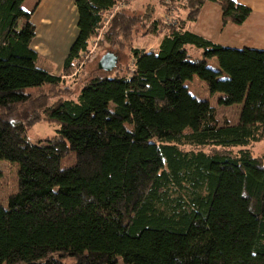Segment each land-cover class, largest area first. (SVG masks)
I'll use <instances>...</instances> for the list:
<instances>
[{"label": "trees", "instance_id": "trees-1", "mask_svg": "<svg viewBox=\"0 0 264 264\" xmlns=\"http://www.w3.org/2000/svg\"><path fill=\"white\" fill-rule=\"evenodd\" d=\"M119 1L75 0L78 34L54 75L37 65L34 12L0 0V160L19 166L0 205V264H264V155L252 147L264 141V49L188 27L207 1L224 24L252 9L172 0L168 25L152 4L142 18L118 12L101 41L122 43L140 23L158 48L132 43V68L89 76L90 41ZM196 76L219 105H242L237 120L191 91ZM41 121L60 128L32 142Z\"/></svg>", "mask_w": 264, "mask_h": 264}, {"label": "rangeland", "instance_id": "rangeland-1", "mask_svg": "<svg viewBox=\"0 0 264 264\" xmlns=\"http://www.w3.org/2000/svg\"><path fill=\"white\" fill-rule=\"evenodd\" d=\"M151 4L155 6L153 18L156 17L163 19L167 22L166 25L174 23L176 21L177 16L175 11H177L178 4L173 3L172 0H120L116 4V6H114V8L106 14L104 18L103 27L99 31L98 35L90 41L91 50H95V52L93 53L91 60L87 63L86 66V73H88L89 76H91L90 74H92L93 76L95 72H98L104 76L115 77L118 71H120V73H123L125 71L126 66H130V68H132L134 61L131 58L129 52L130 45H132V43L136 47H145L148 50L154 49L157 46L159 39L151 34L144 35L147 32V28L141 26L140 23L136 25V27L132 30L129 36L127 35L126 38L121 40L122 43L111 44L104 43L103 41H101L104 29L109 24L115 14H117L118 12H123L127 17L140 16V18H142V16L145 15V12L149 10ZM166 6L170 7V10L168 12L166 10ZM42 10L43 12L47 13L46 16L50 20L49 23L40 24L41 18H43ZM75 13L77 16V8L74 3L65 2L62 4L61 2H59L58 4H50L48 8L47 6H43L35 14L33 20L35 21V24L37 26L36 33H38L39 39L41 38L42 41H44V44L49 45V47H52L53 45L47 42L48 38H50L51 36H48L46 34V32H48L47 30L50 29L52 31L51 35H53V41H56L54 43L57 47V49H54L56 51V59L54 58L53 60L51 57L49 58L46 55L47 57L44 58H49L50 61L48 62L42 58L38 59L37 65L39 67L54 71H57L60 68L63 60L65 59L69 51V48L71 47L73 41L75 40L78 34L77 21L76 25L72 21V18L74 17ZM53 29H55V31H53ZM217 35L218 34L214 35L215 39ZM191 50L196 58L202 57L201 49L192 48ZM108 52L117 55L118 61L116 65H121V69H108V63L105 60L103 64L100 65V59ZM207 62L210 67L218 70L220 69V65L216 58H209ZM98 66H102L105 70H100ZM191 83V91L199 99L210 100V102L214 106L218 107L222 115L226 114L230 117L229 119L231 120L238 119L242 106L241 104H235L232 106L219 105L217 97L221 96V94H217L214 97L210 95L206 82L196 76L194 78V81ZM59 128L60 126L56 123L41 121L34 124L28 129V138L32 142H36L39 139L52 137L57 134V130ZM252 147H254L253 151L255 155H264V141L258 142ZM185 148L189 149L190 147L185 146ZM208 149L209 147H206V150ZM74 161L75 159L73 157H68L63 161V167H68L72 165ZM18 169L19 166L17 163L9 160H0V205L4 207L8 206L9 196L12 193L16 192L18 189ZM68 262H71V260H68ZM118 264L125 263L120 258Z\"/></svg>", "mask_w": 264, "mask_h": 264}, {"label": "crops", "instance_id": "crops-1", "mask_svg": "<svg viewBox=\"0 0 264 264\" xmlns=\"http://www.w3.org/2000/svg\"><path fill=\"white\" fill-rule=\"evenodd\" d=\"M235 1L247 5L252 9L250 16L242 24H235V23L224 24L222 21L221 6L216 2L207 1L200 12L198 19L193 22H190L188 27L190 28V30L194 31L195 33L224 46L237 47V48H242L247 46V47L264 49V0H235ZM59 2H61L62 4L65 2H70L75 4V0H25L23 6L27 11L34 12L32 21L35 24V21L33 20L34 16L41 7L47 6L48 8L50 4L52 3L58 4ZM42 13H43L42 14L43 18H41L40 24L49 23L50 20L46 16L47 13L43 12V10ZM72 19H73L72 20L73 23H75L76 25V21H78V12H77V16L75 13ZM49 30L50 29L47 30L48 32H46V34L51 37L48 38L47 42L49 44H52L53 46L52 45L51 46L53 48L49 47V45L44 44L43 43L44 41H42L41 38L39 39L38 33H36V36L32 43V47L39 54L38 59L42 58L48 62L50 61L49 60L50 57L53 60L54 58L56 59L55 57L56 51L54 49H57L54 43L56 41H53V35H51L52 31ZM36 31H37V26H36ZM53 31H55V29H53ZM220 33L222 36L220 35ZM215 34H218L216 39L214 38ZM158 43L154 49H150V50H156L158 48ZM46 55L49 58H44L47 57ZM64 61L65 59L63 60L60 68L57 71L54 70H48V71L54 75H60L63 71Z\"/></svg>", "mask_w": 264, "mask_h": 264}, {"label": "water", "instance_id": "water-1", "mask_svg": "<svg viewBox=\"0 0 264 264\" xmlns=\"http://www.w3.org/2000/svg\"><path fill=\"white\" fill-rule=\"evenodd\" d=\"M104 60L107 61V63H108V66H107L108 69H113L117 64L118 57H117V55H115L111 52H108L102 57L100 65L103 64ZM100 67H102V66H100Z\"/></svg>", "mask_w": 264, "mask_h": 264}, {"label": "built area", "instance_id": "built-area-1", "mask_svg": "<svg viewBox=\"0 0 264 264\" xmlns=\"http://www.w3.org/2000/svg\"><path fill=\"white\" fill-rule=\"evenodd\" d=\"M86 57H88V55L86 56ZM83 63H80V65H82Z\"/></svg>", "mask_w": 264, "mask_h": 264}]
</instances>
